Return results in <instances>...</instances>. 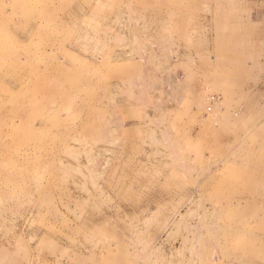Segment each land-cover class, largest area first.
Here are the masks:
<instances>
[{
	"label": "rangeland",
	"instance_id": "1",
	"mask_svg": "<svg viewBox=\"0 0 264 264\" xmlns=\"http://www.w3.org/2000/svg\"><path fill=\"white\" fill-rule=\"evenodd\" d=\"M256 34L264 0H0V264H264Z\"/></svg>",
	"mask_w": 264,
	"mask_h": 264
},
{
	"label": "crops",
	"instance_id": "2",
	"mask_svg": "<svg viewBox=\"0 0 264 264\" xmlns=\"http://www.w3.org/2000/svg\"><path fill=\"white\" fill-rule=\"evenodd\" d=\"M254 37V41L256 42L257 41V45H258V43L259 42H262V40H264L263 38H264V35H262V34H256L255 36H253ZM264 42V41H263ZM259 46V45H258Z\"/></svg>",
	"mask_w": 264,
	"mask_h": 264
},
{
	"label": "bare ground",
	"instance_id": "3",
	"mask_svg": "<svg viewBox=\"0 0 264 264\" xmlns=\"http://www.w3.org/2000/svg\"><path fill=\"white\" fill-rule=\"evenodd\" d=\"M216 182H218V181H216ZM242 183H243V182H242ZM236 197H237V194H236ZM230 205H232V204H230ZM232 206H233V205H232ZM238 208H239V207H238ZM239 233H241V232H239ZM244 233H245V232H244ZM241 234H242V233H241ZM241 234H240V235H241ZM246 234H247V233H246ZM246 234H245V235H246Z\"/></svg>",
	"mask_w": 264,
	"mask_h": 264
}]
</instances>
